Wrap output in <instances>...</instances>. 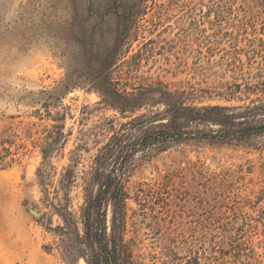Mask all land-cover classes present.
Listing matches in <instances>:
<instances>
[{"label":"rangeland","instance_id":"374dc122","mask_svg":"<svg viewBox=\"0 0 264 264\" xmlns=\"http://www.w3.org/2000/svg\"><path fill=\"white\" fill-rule=\"evenodd\" d=\"M107 74L128 93L161 82L198 107L242 105L264 93V0H0V264H86L54 208L68 194L78 218L84 176L132 116L102 99ZM263 146L133 154L135 263L264 264Z\"/></svg>","mask_w":264,"mask_h":264},{"label":"trees","instance_id":"16d2710c","mask_svg":"<svg viewBox=\"0 0 264 264\" xmlns=\"http://www.w3.org/2000/svg\"><path fill=\"white\" fill-rule=\"evenodd\" d=\"M126 39H115V46ZM233 87L237 89L234 93L241 91L239 85ZM99 92L105 103L132 116L119 130H112L94 158V167L84 176L78 218L71 210L68 194L57 200L54 210L66 229L74 232L86 264H136L135 240L128 237L129 193L125 179L132 155L154 146L164 150L182 142L237 145L264 138V93L253 99L246 97L248 101L242 105L198 107L193 102L200 96L194 89L170 90L157 82L128 93L119 89L109 74ZM146 107L145 113L134 115ZM260 151L264 152V146ZM66 173L64 182L72 184L73 177H68L69 171Z\"/></svg>","mask_w":264,"mask_h":264},{"label":"water","instance_id":"95a60500","mask_svg":"<svg viewBox=\"0 0 264 264\" xmlns=\"http://www.w3.org/2000/svg\"><path fill=\"white\" fill-rule=\"evenodd\" d=\"M34 215H38V213H36V212H32Z\"/></svg>","mask_w":264,"mask_h":264}]
</instances>
